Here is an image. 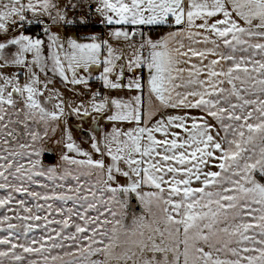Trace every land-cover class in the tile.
<instances>
[{
	"label": "snow or ice",
	"instance_id": "snow-or-ice-1",
	"mask_svg": "<svg viewBox=\"0 0 264 264\" xmlns=\"http://www.w3.org/2000/svg\"><path fill=\"white\" fill-rule=\"evenodd\" d=\"M0 193V264H264V0H0Z\"/></svg>",
	"mask_w": 264,
	"mask_h": 264
},
{
	"label": "rangeland",
	"instance_id": "rangeland-1",
	"mask_svg": "<svg viewBox=\"0 0 264 264\" xmlns=\"http://www.w3.org/2000/svg\"><path fill=\"white\" fill-rule=\"evenodd\" d=\"M89 15H91L89 13ZM99 20V17L96 16H92L91 20L88 22V24L85 25H69L67 28L65 29H61L60 31H62L65 35H70L74 38H78L80 40H84L86 38V36L93 34V33H103L104 32V26L101 25L100 23H98L97 21ZM35 28V32L34 34H40L41 33V29L39 26H33ZM56 30V29H54ZM57 86L60 87L59 82H57ZM99 87V84L95 81L92 82V89L95 90ZM115 95V93H114ZM121 95H123V93H121ZM65 96L66 97H71L72 93L70 92H65ZM73 99L76 100V102H79V99H84L85 101L88 99V93L85 92L83 97H73ZM82 121L79 118H70L69 119V124L72 126V131H73V135L74 138L76 140L77 143L82 144V146L85 149L89 148V144L87 141V138L85 136L82 135L81 131H80V127L79 125H81ZM89 126L92 127H96L95 124H92L91 121H89L88 123H83V127L85 129H87ZM104 126H107V122H104ZM59 136V132L57 133V136L53 138V140H50L47 142V144L45 145L46 148L51 149L52 151H46L42 157L43 163L45 165L48 166H54V165H58L60 163V154L62 151V148L55 144L54 140L56 138H58ZM46 154H50L51 158H45ZM53 155V156H52ZM2 194V193H0ZM137 202V201H136ZM138 204V202H137ZM139 206V204H138ZM140 208V206H139ZM135 211V210H134ZM140 211V209L138 210ZM137 211V212H138Z\"/></svg>",
	"mask_w": 264,
	"mask_h": 264
},
{
	"label": "flooded vegetation",
	"instance_id": "flooded-vegetation-1",
	"mask_svg": "<svg viewBox=\"0 0 264 264\" xmlns=\"http://www.w3.org/2000/svg\"><path fill=\"white\" fill-rule=\"evenodd\" d=\"M132 207H133V210L135 211H138L140 209L137 202H133V201H132Z\"/></svg>",
	"mask_w": 264,
	"mask_h": 264
},
{
	"label": "trees",
	"instance_id": "trees-1",
	"mask_svg": "<svg viewBox=\"0 0 264 264\" xmlns=\"http://www.w3.org/2000/svg\"><path fill=\"white\" fill-rule=\"evenodd\" d=\"M30 31H31L32 33H36L34 27H32V28L30 29ZM156 34L158 35L159 33H156ZM52 156H53V155H52ZM45 158H46V159H47V158H51V155H50V154H46Z\"/></svg>",
	"mask_w": 264,
	"mask_h": 264
},
{
	"label": "water",
	"instance_id": "water-1",
	"mask_svg": "<svg viewBox=\"0 0 264 264\" xmlns=\"http://www.w3.org/2000/svg\"><path fill=\"white\" fill-rule=\"evenodd\" d=\"M132 201H133V202H136V200H135V199H133Z\"/></svg>",
	"mask_w": 264,
	"mask_h": 264
},
{
	"label": "crops",
	"instance_id": "crops-1",
	"mask_svg": "<svg viewBox=\"0 0 264 264\" xmlns=\"http://www.w3.org/2000/svg\"><path fill=\"white\" fill-rule=\"evenodd\" d=\"M166 31V30H165ZM147 73L145 72V75H146Z\"/></svg>",
	"mask_w": 264,
	"mask_h": 264
}]
</instances>
